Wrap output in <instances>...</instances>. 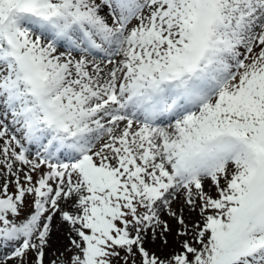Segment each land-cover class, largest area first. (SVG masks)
Masks as SVG:
<instances>
[{"label": "snow or ice", "instance_id": "obj_1", "mask_svg": "<svg viewBox=\"0 0 264 264\" xmlns=\"http://www.w3.org/2000/svg\"><path fill=\"white\" fill-rule=\"evenodd\" d=\"M0 175V264H264V0H0Z\"/></svg>", "mask_w": 264, "mask_h": 264}, {"label": "rangeland", "instance_id": "obj_2", "mask_svg": "<svg viewBox=\"0 0 264 264\" xmlns=\"http://www.w3.org/2000/svg\"><path fill=\"white\" fill-rule=\"evenodd\" d=\"M34 151H35V149H33V153H34ZM46 170L47 169L42 168L40 171L44 172ZM25 171H27V168H25ZM39 174H40L39 172L36 173L34 175V179L36 177H38ZM7 179L12 180L13 178L11 176H8ZM4 183H5V176L0 175V187H2ZM9 190H10V192L16 191L14 183L9 185ZM205 191L209 192L210 195H213V196L216 195L215 188L211 185L210 182H206ZM183 200H184V198H183V196H181L178 198V200L174 201L173 202V210L177 211L178 214L181 210H183L185 222H186V224L191 226L200 220V216L198 215V213L190 212L188 210L187 206L184 204ZM32 203H33V197L32 196H26L25 206L23 209V215L21 216V219H23L24 216H27L32 211ZM62 207L65 208L66 210H70V211L72 210V209L64 206V204H62ZM55 218L60 219L59 214H58V216L54 217V219ZM161 219L167 221L168 226L170 228V231L168 233H166L168 244L167 245L162 244L159 233H157L156 237L153 238L151 231H149L147 236L145 237V247L149 251L154 252L157 255L167 257L172 252L177 251L179 249L180 242L183 239H187V237H179V238L177 237V231L180 229L181 226L177 223L175 218L169 216L167 214V212H164L161 214ZM55 223H56V220L55 221L53 220L52 229H53ZM72 235H74V234L72 233ZM52 236H53V230L51 233L50 240L52 239ZM70 249H71V245L68 244L65 248H62V249L56 250V252H53V254H51L52 255L51 257H48L49 255H47L46 261L56 260L59 257L60 260L64 261V264H67L68 258L72 255V250H70ZM7 251H9V249H4V250L0 251V255H2L4 252H7ZM46 252H47V250H46ZM61 254H63V255H61ZM121 256H124L123 251H121ZM58 264H59V261H58ZM114 264H122V262L121 261H115ZM129 264H131V258H129ZM136 264H140V257L138 254L136 256Z\"/></svg>", "mask_w": 264, "mask_h": 264}, {"label": "bare ground", "instance_id": "obj_3", "mask_svg": "<svg viewBox=\"0 0 264 264\" xmlns=\"http://www.w3.org/2000/svg\"><path fill=\"white\" fill-rule=\"evenodd\" d=\"M64 206L72 209L71 203L64 204ZM58 216V214H57ZM56 223L53 227V236L50 240V246L47 249L48 257H51L53 252L56 250L65 248L68 244H70V235H72L70 227L67 223L62 222L60 219L55 218Z\"/></svg>", "mask_w": 264, "mask_h": 264}]
</instances>
